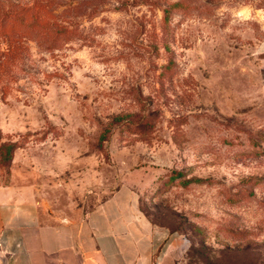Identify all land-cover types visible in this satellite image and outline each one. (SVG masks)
<instances>
[{"label": "rangeland", "instance_id": "obj_1", "mask_svg": "<svg viewBox=\"0 0 264 264\" xmlns=\"http://www.w3.org/2000/svg\"><path fill=\"white\" fill-rule=\"evenodd\" d=\"M38 3L75 33L0 68V188L55 222L125 182L174 264H264V0Z\"/></svg>", "mask_w": 264, "mask_h": 264}, {"label": "crops", "instance_id": "obj_2", "mask_svg": "<svg viewBox=\"0 0 264 264\" xmlns=\"http://www.w3.org/2000/svg\"><path fill=\"white\" fill-rule=\"evenodd\" d=\"M123 183L79 218L42 219L27 187L0 188V247L7 264H174V235L139 209Z\"/></svg>", "mask_w": 264, "mask_h": 264}, {"label": "trees", "instance_id": "obj_3", "mask_svg": "<svg viewBox=\"0 0 264 264\" xmlns=\"http://www.w3.org/2000/svg\"><path fill=\"white\" fill-rule=\"evenodd\" d=\"M35 1L32 4L0 2V37L6 46L0 51V68L8 59L16 57L24 39H33L46 51H53L73 38L72 24L52 19L46 5Z\"/></svg>", "mask_w": 264, "mask_h": 264}, {"label": "built area", "instance_id": "obj_4", "mask_svg": "<svg viewBox=\"0 0 264 264\" xmlns=\"http://www.w3.org/2000/svg\"><path fill=\"white\" fill-rule=\"evenodd\" d=\"M6 255H7V252L4 250L2 251L0 247V264H7L8 258L6 257Z\"/></svg>", "mask_w": 264, "mask_h": 264}]
</instances>
